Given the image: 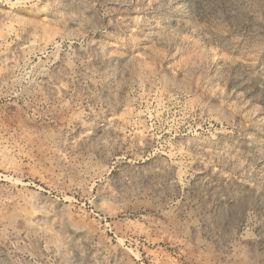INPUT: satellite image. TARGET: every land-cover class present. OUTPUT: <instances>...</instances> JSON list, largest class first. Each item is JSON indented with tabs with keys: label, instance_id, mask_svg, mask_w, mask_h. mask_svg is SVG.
<instances>
[{
	"label": "rangeland",
	"instance_id": "1",
	"mask_svg": "<svg viewBox=\"0 0 264 264\" xmlns=\"http://www.w3.org/2000/svg\"><path fill=\"white\" fill-rule=\"evenodd\" d=\"M0 264H264V0H0Z\"/></svg>",
	"mask_w": 264,
	"mask_h": 264
}]
</instances>
